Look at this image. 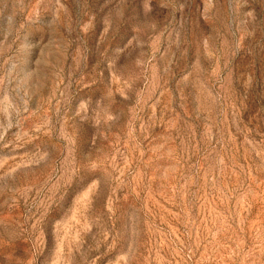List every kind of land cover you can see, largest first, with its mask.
Instances as JSON below:
<instances>
[{
  "label": "rangeland",
  "instance_id": "obj_1",
  "mask_svg": "<svg viewBox=\"0 0 264 264\" xmlns=\"http://www.w3.org/2000/svg\"><path fill=\"white\" fill-rule=\"evenodd\" d=\"M0 264H264V0H0Z\"/></svg>",
  "mask_w": 264,
  "mask_h": 264
}]
</instances>
